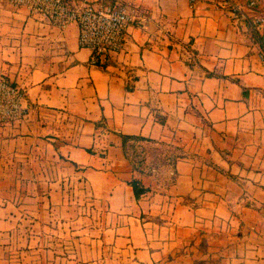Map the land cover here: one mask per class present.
Instances as JSON below:
<instances>
[{"label": "crops", "instance_id": "0c3cea01", "mask_svg": "<svg viewBox=\"0 0 264 264\" xmlns=\"http://www.w3.org/2000/svg\"><path fill=\"white\" fill-rule=\"evenodd\" d=\"M125 1L147 26L132 25L101 66L76 23L60 30L0 0V73L31 105L22 122L0 124V264L16 255L7 244L51 237L66 168L111 213L94 242L128 264H264V38L248 0H236L245 16L216 0ZM149 143L169 147L160 168L133 159ZM133 178L148 188L139 198Z\"/></svg>", "mask_w": 264, "mask_h": 264}, {"label": "rangeland", "instance_id": "374dc122", "mask_svg": "<svg viewBox=\"0 0 264 264\" xmlns=\"http://www.w3.org/2000/svg\"><path fill=\"white\" fill-rule=\"evenodd\" d=\"M168 151L169 147L149 143L140 147L135 146L131 154L134 160H142L149 155L152 160L151 166L160 168L167 160ZM66 171L62 196L64 201L59 207L51 204V221H47L49 227L45 226L43 233L51 237L38 239L31 245L25 239H19V242L14 245L7 244L8 252L16 255L12 257V260L9 259L10 257L1 260L2 264H50L49 262L54 260L53 264H57L55 256L58 254L65 257L60 264H80L79 262L82 264H128L122 258L121 251L116 249V245L115 248L114 246L108 248L101 242H94L93 239L97 236L101 238L103 222L111 217V213L99 202L83 172L75 170L70 172L68 168ZM61 205H64V210ZM27 218L23 213L18 222L24 223ZM23 225L17 226L15 232L22 235L33 233L41 236L42 232L39 228H34L32 232L31 228Z\"/></svg>", "mask_w": 264, "mask_h": 264}, {"label": "built area", "instance_id": "2783aa9c", "mask_svg": "<svg viewBox=\"0 0 264 264\" xmlns=\"http://www.w3.org/2000/svg\"><path fill=\"white\" fill-rule=\"evenodd\" d=\"M197 0H190L195 3ZM222 7L246 15L236 0H216ZM262 0H248L246 6L253 10L249 19L257 34L264 38V11L257 10ZM25 6L37 19L64 30L72 23L79 28L78 41L81 46L92 49L91 62L99 65L102 55L117 53L125 49L130 27L136 23L147 26L148 17L139 5L114 0L112 3L88 2L72 5L68 0H13ZM264 59V52L261 53ZM31 105L23 85L11 81L0 73V124L15 125L27 118Z\"/></svg>", "mask_w": 264, "mask_h": 264}, {"label": "trees", "instance_id": "16d2710c", "mask_svg": "<svg viewBox=\"0 0 264 264\" xmlns=\"http://www.w3.org/2000/svg\"><path fill=\"white\" fill-rule=\"evenodd\" d=\"M107 63V60H105L104 62H102L100 60V64L101 66H105ZM129 87V86H128ZM126 138V137H125ZM130 184L133 186L134 192H135V196L137 198H139L144 192H146L148 190L147 187H145L141 181L137 178H133L130 180Z\"/></svg>", "mask_w": 264, "mask_h": 264}, {"label": "water", "instance_id": "95a60500", "mask_svg": "<svg viewBox=\"0 0 264 264\" xmlns=\"http://www.w3.org/2000/svg\"><path fill=\"white\" fill-rule=\"evenodd\" d=\"M105 56V55H104Z\"/></svg>", "mask_w": 264, "mask_h": 264}]
</instances>
